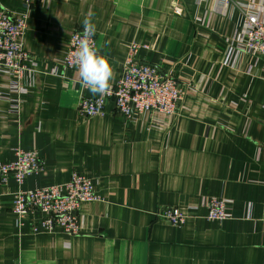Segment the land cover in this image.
<instances>
[{
    "label": "crops",
    "instance_id": "crops-1",
    "mask_svg": "<svg viewBox=\"0 0 264 264\" xmlns=\"http://www.w3.org/2000/svg\"><path fill=\"white\" fill-rule=\"evenodd\" d=\"M23 0H0L18 13ZM95 13V49L114 84L128 45H147L136 59L172 76L186 94L176 116L157 111L124 118L113 99L103 115L78 112L77 71H55L71 33ZM264 20V0H33L21 38L36 65L17 91L0 77V160L37 150L39 175L0 183V264H264V65L241 53L244 13ZM90 177L99 200L76 212L81 230L34 232L43 215L11 211L17 189ZM232 217L203 218L209 197ZM197 206L181 225L156 218L165 207Z\"/></svg>",
    "mask_w": 264,
    "mask_h": 264
},
{
    "label": "built area",
    "instance_id": "built-area-1",
    "mask_svg": "<svg viewBox=\"0 0 264 264\" xmlns=\"http://www.w3.org/2000/svg\"><path fill=\"white\" fill-rule=\"evenodd\" d=\"M222 13L233 0H217ZM33 0H23L22 9L16 13L0 6V77L9 80V88L19 92L18 83L30 66L36 65L32 57L23 48L21 38L25 32L26 20ZM245 38L240 41L241 53L261 56L264 65V20L257 15L244 13ZM83 35V26L75 29L60 49L55 59V71H77L74 66L75 50ZM95 48V35L91 38ZM147 45L132 41L128 45L126 57L121 65L118 80L110 84V91L105 95L83 94L78 102V112L84 116L104 114L107 99H113L118 112L128 118L132 114L146 115L157 111L166 116H176L179 112L186 91L172 76H162L157 69L136 59L139 49ZM82 84V83H81ZM84 87V86H83ZM85 88V87H84ZM8 93L0 92V98L7 99L10 111H17L18 98H9ZM14 158L10 161L0 160V183L12 178L20 185L29 175H39L44 169V162L37 150H13ZM99 200L90 177L74 171L65 183L36 186L31 189H17L12 194L11 211L19 219L37 210L43 217L34 232H52L56 228L65 233L78 234L81 227L76 212L84 204ZM203 218L207 221L223 222L232 217L227 200L209 197L205 200ZM197 206L184 210L177 207L160 208L156 218L172 225H181L188 217L196 216Z\"/></svg>",
    "mask_w": 264,
    "mask_h": 264
},
{
    "label": "clouds",
    "instance_id": "clouds-1",
    "mask_svg": "<svg viewBox=\"0 0 264 264\" xmlns=\"http://www.w3.org/2000/svg\"><path fill=\"white\" fill-rule=\"evenodd\" d=\"M95 13L89 10L82 20L83 35L75 50L74 66L82 85L93 95H105L110 91V81L113 76L111 65L103 56L97 54L91 44L96 26L93 23Z\"/></svg>",
    "mask_w": 264,
    "mask_h": 264
}]
</instances>
